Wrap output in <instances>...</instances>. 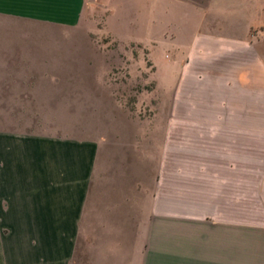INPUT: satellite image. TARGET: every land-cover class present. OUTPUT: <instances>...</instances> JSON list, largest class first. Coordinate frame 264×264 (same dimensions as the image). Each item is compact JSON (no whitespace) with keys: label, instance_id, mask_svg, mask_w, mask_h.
<instances>
[{"label":"crops","instance_id":"1","mask_svg":"<svg viewBox=\"0 0 264 264\" xmlns=\"http://www.w3.org/2000/svg\"><path fill=\"white\" fill-rule=\"evenodd\" d=\"M89 1L0 0V110L39 107ZM101 1L112 33L144 17L158 117L94 139L0 125V264H264V0Z\"/></svg>","mask_w":264,"mask_h":264},{"label":"rangeland","instance_id":"2","mask_svg":"<svg viewBox=\"0 0 264 264\" xmlns=\"http://www.w3.org/2000/svg\"><path fill=\"white\" fill-rule=\"evenodd\" d=\"M89 2L79 33L74 34L79 38V55L65 57L62 67L52 70L57 75L33 94L39 107L0 110L1 126L94 139L156 121L155 67L142 38L138 39L144 17L123 16L112 33L106 16L110 9L101 0ZM113 14L111 10V18ZM113 147L103 145L98 169L104 168L108 153L121 149Z\"/></svg>","mask_w":264,"mask_h":264},{"label":"built area","instance_id":"3","mask_svg":"<svg viewBox=\"0 0 264 264\" xmlns=\"http://www.w3.org/2000/svg\"><path fill=\"white\" fill-rule=\"evenodd\" d=\"M255 33L260 34V36L264 37V26L261 28L259 27L258 29L255 30Z\"/></svg>","mask_w":264,"mask_h":264}]
</instances>
